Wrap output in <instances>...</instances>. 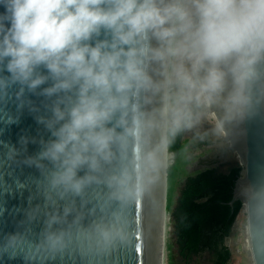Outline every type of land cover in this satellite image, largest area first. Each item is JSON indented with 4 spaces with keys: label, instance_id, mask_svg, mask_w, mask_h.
<instances>
[{
    "label": "clouds",
    "instance_id": "clouds-1",
    "mask_svg": "<svg viewBox=\"0 0 264 264\" xmlns=\"http://www.w3.org/2000/svg\"><path fill=\"white\" fill-rule=\"evenodd\" d=\"M0 121L16 122L32 95L42 96L50 131L30 163L47 161L48 185L60 197L103 183L116 203L111 219L76 239L108 249L128 238L123 209L142 198L155 171L153 132L179 128L195 103L222 101L228 115L251 103L264 85V0H0ZM46 85V86H44ZM44 86V87H42ZM27 94V95H26ZM161 106L149 110L155 98ZM16 151L9 146V153ZM12 178L0 174L7 191ZM13 183H19L14 180ZM64 208V216L70 212ZM61 218L52 215L49 229ZM246 230L264 254V194L250 208ZM65 230L33 243L12 233L0 255L62 250Z\"/></svg>",
    "mask_w": 264,
    "mask_h": 264
},
{
    "label": "water",
    "instance_id": "water-1",
    "mask_svg": "<svg viewBox=\"0 0 264 264\" xmlns=\"http://www.w3.org/2000/svg\"><path fill=\"white\" fill-rule=\"evenodd\" d=\"M4 11L0 5V13ZM30 99L32 105L26 103L19 111L10 106L15 123L0 121V174L12 178L7 191L0 186V241L16 233L27 241L42 242L49 230L68 231L72 239L58 251H51L46 246L29 249L25 245L22 251L18 250L15 259L0 255V264H159L160 222L162 214L167 212L164 154L168 153V146L157 153L158 164L151 173V183L143 197L133 199L123 209L128 222L127 240L108 249L95 243L90 246L82 244L75 238L77 231H90L97 224L107 223L116 203L108 200V189L103 183L93 184L77 197H60L50 189L48 175L51 165L41 161L43 167H37L30 161L42 150V141L50 138V131L39 120L51 113L42 96L32 95ZM160 106L157 97L148 108ZM207 110L212 113L223 140L229 143L225 148L236 155L241 166L227 203L232 205L237 199L241 201L252 263L264 264V254L255 252L246 230L251 205L258 195L264 194V85L253 89L251 103L238 112L228 115L222 101L209 104ZM168 128L162 121L153 132V147L159 144L161 136H167ZM9 146H14L16 151L9 153ZM14 180L19 183H13ZM65 207L71 209L66 217ZM52 215L60 217L61 222L49 229L48 221Z\"/></svg>",
    "mask_w": 264,
    "mask_h": 264
},
{
    "label": "trees",
    "instance_id": "trees-1",
    "mask_svg": "<svg viewBox=\"0 0 264 264\" xmlns=\"http://www.w3.org/2000/svg\"><path fill=\"white\" fill-rule=\"evenodd\" d=\"M203 104H192V111L179 128L171 125L167 130L168 151L173 154V162L167 167V203L170 210V239L174 240L181 256L188 260H197L203 251L209 253L208 264H228L230 250L226 239L236 215L242 209L239 199L232 205L227 202L232 195L234 181L239 175L241 166L235 155L225 147L220 151L227 157L225 164H209L193 172H187L184 164L190 161L185 158L195 148L210 144V140H188L183 138L185 128ZM190 145V147H188ZM216 162V161H215ZM175 173L182 185L179 188L175 203L172 204V184ZM170 185V186H169ZM173 264V262H172Z\"/></svg>",
    "mask_w": 264,
    "mask_h": 264
},
{
    "label": "rangeland",
    "instance_id": "rangeland-1",
    "mask_svg": "<svg viewBox=\"0 0 264 264\" xmlns=\"http://www.w3.org/2000/svg\"><path fill=\"white\" fill-rule=\"evenodd\" d=\"M222 136V132L218 125H216L214 118L207 113H199L185 128L183 138L200 141L210 140L211 143L205 144L201 148H195L191 155H186L185 158H189L190 161L184 164L183 168L190 173L209 164L216 165L218 164L217 161L225 164L227 157L220 151V148L227 147L229 143L223 140ZM173 158L172 152L168 151L167 167L173 162ZM235 158H237L236 155ZM183 179V176L179 179L176 173L172 180L169 179V184H172V190L169 191V195L171 193L172 204L175 203ZM167 184L166 180V196L168 192ZM166 213L168 220L165 225V264H172V262L173 264H208L209 253L207 251H203L196 261L188 260L180 255L177 244L174 243V240L170 239V210H167ZM226 244L230 250L228 264H253L246 241L245 214L243 209L235 217L230 234L226 239Z\"/></svg>",
    "mask_w": 264,
    "mask_h": 264
},
{
    "label": "bare ground",
    "instance_id": "bare-ground-1",
    "mask_svg": "<svg viewBox=\"0 0 264 264\" xmlns=\"http://www.w3.org/2000/svg\"><path fill=\"white\" fill-rule=\"evenodd\" d=\"M210 116L213 117L212 113H210ZM166 125L170 126L171 124L166 123ZM161 138H162V136H161ZM167 156H168V153L166 152L164 154V161H165L166 165H167V161H166ZM167 220H168L167 213L164 212V214H162L161 222H160V241H161V244H160V249H159V264H165V239H166L165 225L167 223Z\"/></svg>",
    "mask_w": 264,
    "mask_h": 264
},
{
    "label": "flooded vegetation",
    "instance_id": "flooded-vegetation-1",
    "mask_svg": "<svg viewBox=\"0 0 264 264\" xmlns=\"http://www.w3.org/2000/svg\"><path fill=\"white\" fill-rule=\"evenodd\" d=\"M208 105H209V104H207V105L203 104V108L200 109V110L195 114V116H194L193 119H195L196 116H197L199 113H207V114L210 115L211 112H208V110H207V106H208ZM191 111H192V105L190 106V113H191ZM193 119L191 120V122L193 121ZM191 122H190V123H191ZM190 123H189V124H190Z\"/></svg>",
    "mask_w": 264,
    "mask_h": 264
},
{
    "label": "built area",
    "instance_id": "built-area-1",
    "mask_svg": "<svg viewBox=\"0 0 264 264\" xmlns=\"http://www.w3.org/2000/svg\"><path fill=\"white\" fill-rule=\"evenodd\" d=\"M242 209H243V207H242Z\"/></svg>",
    "mask_w": 264,
    "mask_h": 264
}]
</instances>
